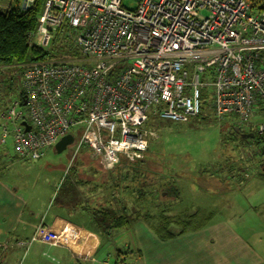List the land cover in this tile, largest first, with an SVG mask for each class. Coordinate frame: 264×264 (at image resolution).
Instances as JSON below:
<instances>
[{
	"label": "built area",
	"instance_id": "1",
	"mask_svg": "<svg viewBox=\"0 0 264 264\" xmlns=\"http://www.w3.org/2000/svg\"><path fill=\"white\" fill-rule=\"evenodd\" d=\"M135 1L130 9L124 0H45L31 39L46 46L51 31L67 25L81 56L11 64L21 66L23 96L0 114V145L11 141L15 157L37 160L78 131V148L105 166L124 157L135 163L154 135L144 127L149 116L186 122L200 113L209 87L219 119L235 117L264 136V9L253 0ZM48 213L28 244L99 262L96 232Z\"/></svg>",
	"mask_w": 264,
	"mask_h": 264
},
{
	"label": "rangeland",
	"instance_id": "2",
	"mask_svg": "<svg viewBox=\"0 0 264 264\" xmlns=\"http://www.w3.org/2000/svg\"><path fill=\"white\" fill-rule=\"evenodd\" d=\"M124 4L130 9H135L137 6L135 0H124ZM56 44L52 43L49 50L54 52ZM60 54L61 57H65L63 60H73L72 53L61 52ZM29 62L16 61L22 65ZM20 67H14L11 64L0 66V114L20 91V80L16 77ZM150 123L151 132L155 136L151 137L149 148L140 159L144 158L147 161V169H143L146 172L142 171L145 176L141 178V182L144 183L146 180L147 183H152V180H156L158 186L166 182L180 185L182 186L178 200L180 204L189 208L193 207L194 211L200 210L196 213V219L193 215L194 218L189 222L177 221L170 226L168 231L176 233L185 230L190 224L196 226L201 224L203 219H199L200 213L203 212L202 209L209 207L216 208V211L213 212H210L209 209L205 211L209 218L214 215L213 217L218 220L224 218L229 221L233 220L231 222L236 226H239L240 223V213L245 217H250L252 214L258 229H255V233L248 231L245 234L255 246H259L258 249L264 254V175L261 176L264 174V168H262L264 167V154H261L263 144L251 141L253 137L244 138L245 126H242V130L239 131L243 133L242 135L233 134L229 126L230 121L218 120L213 114L205 113L203 116H193L186 122L151 117ZM8 148L13 152V145L10 141L6 142V145H0L1 153ZM123 160L127 159L121 158V161ZM13 161L7 163L3 173L0 171V178L24 190L25 196L29 195V202H32L37 208L49 203L50 199L54 200L56 196L64 195L68 187L73 190L74 199L79 202L77 208L80 210L77 211V217L90 225L94 224L89 218L88 212L85 211L88 210L86 209L87 204L91 205L90 208H93L98 201H110L117 205L116 198H114L116 195L110 189L114 176V172L110 171L112 168L96 159L87 147L78 148L75 141L60 153L53 146L46 148L43 158L32 160L16 157ZM203 169H205L204 173H202ZM160 173L164 175V182H160ZM208 173L210 176H207ZM151 175L153 176L150 177ZM189 180L220 183L222 194L221 196L213 192L205 194L199 189L193 191ZM249 182L251 183L248 184ZM183 185L186 187L184 188ZM139 195L134 192L131 198L136 200ZM153 201L151 198V201L146 203L150 213L143 214L144 220L152 226L154 231L165 234L167 231L164 228L159 229L157 222L161 220L160 215H172L171 208H175L176 204H172L173 201H170V197L165 198V196L163 201ZM112 203L108 207L110 210ZM126 235L127 232L118 233L116 245L118 243L120 246L123 243L126 244L125 239L128 240ZM99 239L98 260L100 259L102 264L106 261L108 264H114L116 252L107 241L102 242L100 235ZM16 252H18V264L30 262L41 264L42 261L37 260L36 254H40L50 264H71L70 258L64 250L40 241L31 242ZM33 257L36 258L31 261ZM73 263L93 264L87 260Z\"/></svg>",
	"mask_w": 264,
	"mask_h": 264
},
{
	"label": "crops",
	"instance_id": "3",
	"mask_svg": "<svg viewBox=\"0 0 264 264\" xmlns=\"http://www.w3.org/2000/svg\"><path fill=\"white\" fill-rule=\"evenodd\" d=\"M5 2H7V0ZM12 3H14V0ZM2 5L3 4H1L0 7ZM248 133H250V131H248ZM248 133L245 132L243 137H251L247 136ZM77 139L75 138V140ZM1 152L2 151H0V171L3 173V169L7 163L14 162L13 160H15L16 157L9 148L3 153ZM263 175L264 174L261 176ZM189 181L193 191L199 189L205 194H212V192L219 196L222 194V185L220 183H208L206 180L202 182ZM250 183L251 182L248 184ZM171 187L177 190H171L170 192V201H173L172 204H176L175 208H171L170 213L181 221H191L194 217L196 219V213L200 212V210L194 211L193 207H185L178 201L180 199V188L182 186L172 184ZM185 187L186 186H184V188ZM211 188L219 189L217 191L218 193L214 192ZM28 199L29 195L25 196L24 190L0 178V246L2 247L7 243L11 245L0 251V261H3L4 264H12L14 262L18 264L19 258L16 250L22 249L28 244L30 234L34 231L35 227L45 216L47 217L49 215L48 210L52 214L54 213V216L65 215L74 218L76 221L79 220L77 211L80 210V208H77L79 202L76 199V208L73 210V214H66L64 209L60 210L58 207L54 206L53 199H50L49 203H45L39 208L32 202H29ZM82 202L85 203L86 201ZM155 202H157V199H155ZM105 204V211L107 213L114 211V203H112L111 210L108 208V201L105 202ZM69 206L70 204L65 201L64 207L67 208ZM208 209L210 212L216 211L214 207L202 209L203 212L200 213L201 216L199 217L200 220L203 219L201 224L197 226L195 224H190L185 229L186 231L181 230V232L184 231V233L165 240L159 239L150 224L147 223L144 218H140V221L136 222L133 227V234L140 249L139 264H264V254L258 249L259 246H255L252 240H249L245 234V232L248 231L255 233V229H258V226L254 223L252 214L250 217H245L240 213V223L239 226H236L231 222L233 221L231 219V221L225 220L226 218L218 220L213 217L214 215L209 218L208 214L205 212L208 211ZM85 211L88 212L87 214H91L94 210L90 208V210ZM193 215L194 217H192ZM83 221L84 220H80L79 222L85 228L90 229L89 224ZM234 222H236L235 219ZM242 228L246 229L244 230ZM54 248L64 250L69 256L71 264L76 261L65 248L59 246ZM36 256L38 258L37 260L42 261L41 264H50L45 261V258L41 257L40 254H36ZM35 258L36 257H33L31 261ZM99 263H101L100 259L98 263L93 264ZM27 264L32 263L30 262Z\"/></svg>",
	"mask_w": 264,
	"mask_h": 264
},
{
	"label": "trees",
	"instance_id": "4",
	"mask_svg": "<svg viewBox=\"0 0 264 264\" xmlns=\"http://www.w3.org/2000/svg\"><path fill=\"white\" fill-rule=\"evenodd\" d=\"M5 1L6 0L0 1V5L3 4L0 7L1 67L16 63V61L31 62L37 60H47L55 62H67L66 60H63V58L65 57L60 56L61 52L72 53L73 60L70 61H75L80 58L81 54L75 45V40L73 39V32L67 25H64L54 31H51L50 42L46 46L34 43V40L31 39V36L33 35V32L35 31V28L37 26L38 18L41 15L42 9L44 8L45 0H36L33 5L26 8L22 6L23 0H14V3H12L13 0H7V2ZM253 1L257 7L264 9V0ZM6 5H8V7L7 9H4ZM30 43L32 44L30 45ZM52 43H57L54 47V52L49 50V47ZM21 86L22 85L20 81V91L14 97L21 98L23 96ZM213 98V91L211 87H209L208 89L203 88L201 96V111L195 116H203V114L207 113L213 114L218 120H229V126L231 128L230 130H232V133H239L242 135L243 133L239 132L242 130V126L239 125L235 117H226L219 119V117L215 114L214 109L212 107ZM209 99H211V101H208ZM257 113L259 112L257 111ZM151 117L154 116H149L148 120L144 125V127L148 130H151L152 127L150 123ZM258 120L260 119L258 118L256 122ZM243 131H250L247 136H249L250 134L253 136V139H251V141L253 140V142L260 145L263 144L261 154H264V136L257 135L254 132V129H249L246 126ZM71 133L73 134L74 138H76L77 136L79 137L78 131H71ZM146 162L147 161H145L144 158L135 163H129L123 160L120 162L119 165L113 167L112 170H110L114 172V176L112 177V188L110 189L114 191V194L116 195L114 196V198H116L115 200L117 205L114 204V211L107 213L105 211V202L98 201L93 207L94 211H92L91 214L88 215L94 224H89L90 229L100 235L102 242L104 241L105 243L107 241V243L111 245L112 249L116 252L113 262L114 264H122L123 262H126L127 264H135L139 261L140 249L133 234L134 224L140 221V218H144L143 214L145 215L147 213H150L149 209L146 207V203L151 201V198H153L154 201L155 199H157V201H163L164 196L165 198H169L171 196V190H177L176 188H172V184H168L167 182L161 183V186L157 185V183L155 182L156 180H152V183H147L146 180L144 183L141 182V178L145 176L142 171L146 172L143 169H147ZM204 172L205 169H203L202 173ZM152 176L153 175H151L150 177ZM207 176H210V173H208ZM159 177L160 182H164V175L160 173ZM211 189H213V191L219 190L216 188ZM134 192H137L138 195L140 193V195L137 196L136 200L131 198ZM129 196L131 201L130 199H128ZM65 201L70 204V206L67 208L64 207ZM108 203L110 204L112 202L108 201ZM54 206L58 207L60 210L64 209V212L66 214H73V210H75L76 208L73 190L68 187V189L65 190L64 195H62L61 197L56 196L54 198ZM90 206L91 205L88 204L86 209L89 210ZM160 217L161 220L157 222V226L158 228L160 227L159 229L164 228L167 232L165 234L161 232L157 233L152 228L159 239L165 240L184 233V231L181 232V230L178 231V233L168 231V229H170V226L172 224H175L177 221H181L180 219H177L175 216L170 214L160 215ZM79 220L82 221V219ZM189 221L190 220L184 222ZM120 232H127L126 237L128 240L125 239L126 244L123 243L122 246H120L119 243L118 245H116L117 234ZM76 261L78 262L79 260ZM0 264H4V262L0 261Z\"/></svg>",
	"mask_w": 264,
	"mask_h": 264
},
{
	"label": "water",
	"instance_id": "5",
	"mask_svg": "<svg viewBox=\"0 0 264 264\" xmlns=\"http://www.w3.org/2000/svg\"><path fill=\"white\" fill-rule=\"evenodd\" d=\"M24 125L26 126V130L30 129L29 126L26 125V123H24ZM249 136L252 137V135L250 134ZM74 136L72 134H67L63 137H61L56 144L54 145L55 149L57 150V152H63L64 150H66L68 148L69 145L74 143Z\"/></svg>",
	"mask_w": 264,
	"mask_h": 264
},
{
	"label": "clouds",
	"instance_id": "6",
	"mask_svg": "<svg viewBox=\"0 0 264 264\" xmlns=\"http://www.w3.org/2000/svg\"><path fill=\"white\" fill-rule=\"evenodd\" d=\"M68 134H72L71 132L70 133H68ZM73 135V134H72Z\"/></svg>",
	"mask_w": 264,
	"mask_h": 264
},
{
	"label": "flooded vegetation",
	"instance_id": "7",
	"mask_svg": "<svg viewBox=\"0 0 264 264\" xmlns=\"http://www.w3.org/2000/svg\"><path fill=\"white\" fill-rule=\"evenodd\" d=\"M30 244V243H29Z\"/></svg>",
	"mask_w": 264,
	"mask_h": 264
}]
</instances>
